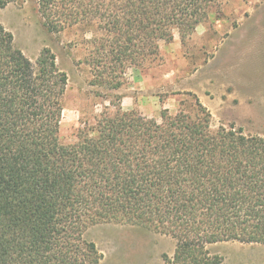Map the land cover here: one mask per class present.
Segmentation results:
<instances>
[{"label":"trees","instance_id":"obj_1","mask_svg":"<svg viewBox=\"0 0 264 264\" xmlns=\"http://www.w3.org/2000/svg\"><path fill=\"white\" fill-rule=\"evenodd\" d=\"M15 0H0L5 8ZM220 0H39L59 32L99 21L94 84L151 64L174 31L185 39ZM68 76L49 48L33 61L0 23V264H103L88 227L141 226L173 237L164 264H223L208 245H264V133L212 127L194 95L192 111L107 108L65 144L59 130Z\"/></svg>","mask_w":264,"mask_h":264},{"label":"rangeland","instance_id":"obj_2","mask_svg":"<svg viewBox=\"0 0 264 264\" xmlns=\"http://www.w3.org/2000/svg\"><path fill=\"white\" fill-rule=\"evenodd\" d=\"M220 10L182 39L160 42L158 57L142 67L117 74L118 86L94 84L91 64L94 38L103 35L99 21L76 23L53 32L39 12V0H15L0 8V23L18 48L35 61L43 48L56 56L68 82L59 135L78 141L79 129L94 124L108 109L137 110L145 120H161V111H192L194 95L212 114V127H242L264 133V0H220ZM103 264H164L176 241L141 226L105 222L88 227ZM223 264H264V245L222 241L208 245Z\"/></svg>","mask_w":264,"mask_h":264}]
</instances>
